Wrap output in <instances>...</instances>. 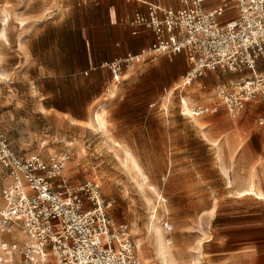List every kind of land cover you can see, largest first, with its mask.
Wrapping results in <instances>:
<instances>
[{
	"label": "rangeland",
	"instance_id": "obj_1",
	"mask_svg": "<svg viewBox=\"0 0 264 264\" xmlns=\"http://www.w3.org/2000/svg\"><path fill=\"white\" fill-rule=\"evenodd\" d=\"M38 5L29 4V0L25 4L0 0V29L5 28L6 36H0V72L4 73L0 82L9 76L16 80L2 70V64L9 63L8 50L14 47L12 37L26 32L22 24L41 19L47 22L65 10V0L42 1L41 12ZM2 10L9 16L3 26ZM183 57L185 76L191 66ZM134 63L157 66L160 58L130 64ZM207 74L188 80L171 96H167V91L175 84L162 89L152 109L164 118V123H152L149 132L144 133L151 138L122 139L115 136V125L110 119L121 76L118 82L110 79L96 104L82 114L86 123H73L63 121L60 113L55 116L45 110L50 103V84L44 81L42 96L34 88V78L25 72L21 90L14 91L20 98L0 109V132L18 156L37 155L47 161L67 154L69 159L61 173L68 185L75 188L87 181L99 184L100 196L110 203L107 212L116 224L128 225L135 254L142 264H161L151 233L152 223L159 225L176 264H264V199L236 194L254 174L257 187L264 192V145L245 133L264 130L258 125L264 106L247 104L237 117L231 118L217 92L209 93V71ZM64 85L71 87L72 83L65 81ZM144 88L148 93L153 89ZM89 94L75 93L81 100ZM181 96L190 99L189 107L209 104L211 111L196 119L182 116ZM199 99L205 101L196 103ZM101 108L106 109L107 131L88 124ZM82 111L79 109L80 114ZM123 147L131 150L147 177L144 190L137 187L118 161ZM4 175L0 166V209L5 203L3 185L8 181ZM0 223L5 228L0 240L21 245L24 236L20 227L14 226L8 232L1 218ZM138 243H142L147 263L140 256Z\"/></svg>",
	"mask_w": 264,
	"mask_h": 264
},
{
	"label": "built area",
	"instance_id": "obj_2",
	"mask_svg": "<svg viewBox=\"0 0 264 264\" xmlns=\"http://www.w3.org/2000/svg\"><path fill=\"white\" fill-rule=\"evenodd\" d=\"M180 2L178 9L156 0L145 2V14L137 12L126 20L151 29L154 40L137 54L104 62L111 79L118 82L123 67L132 62L184 54L191 66L189 81L214 70L250 71L217 90L231 118L249 102L264 104V74L255 73L264 58V0H218L212 9H207L206 0ZM229 11L235 15L221 21ZM190 110L188 114L181 107V115L200 116L211 107ZM259 124L264 125V118ZM68 159L67 154L47 161L37 155L18 156L0 132V166L8 178L0 218L8 232L19 226L24 236L21 245L0 240V264H142L128 225L116 224L107 212L110 203L100 196L99 184L68 185L61 173Z\"/></svg>",
	"mask_w": 264,
	"mask_h": 264
},
{
	"label": "crops",
	"instance_id": "obj_3",
	"mask_svg": "<svg viewBox=\"0 0 264 264\" xmlns=\"http://www.w3.org/2000/svg\"><path fill=\"white\" fill-rule=\"evenodd\" d=\"M17 1L25 4L28 0ZM42 1L48 0H29V4H39L41 12ZM152 1L154 0H65V10L58 12L57 18L47 22L41 19L34 23L22 24L21 27L25 26L26 32L19 37H12L14 47L8 50L9 63L2 64V70L16 77V80L13 81L9 76L4 78V82H0V109L10 101L20 98L19 93L15 94L14 91L21 90V77L25 72H29L34 78L35 90L40 91L42 96L44 81L50 84V103L46 107L42 103L46 111L55 116V113L62 114L63 121L86 123L87 119L82 114L96 104L111 79L110 71L102 64L123 58L127 54H137L153 42L151 29L126 23L134 13L145 14V2ZM156 1L173 9L181 7L180 0ZM205 3L207 9H212L218 0H206ZM234 15L233 11H229L221 21ZM183 55H175L173 59L160 55V63L157 66L147 67V63H134L123 68L110 116L117 138H151V135L144 133L149 132L152 123H164V118L152 107H155L154 101L163 88L167 89L183 78L186 70ZM214 71H209V93L217 92L218 88L228 86L250 74V71L242 74L218 70L220 72L213 77ZM255 73L264 74V58L257 62ZM2 74L4 75L3 71ZM207 75L206 72L205 77ZM65 81L72 83V86H65ZM144 86L153 88V91L146 92L148 89ZM79 91L90 94L81 100L75 95ZM204 101L205 99H199L196 103ZM247 104L264 106L262 102ZM79 109L83 110L81 114ZM262 118L264 116L258 118L259 126H264L259 124ZM245 133L248 137L253 135L252 137L260 139V143L264 145V130L255 134L252 131Z\"/></svg>",
	"mask_w": 264,
	"mask_h": 264
},
{
	"label": "bare ground",
	"instance_id": "obj_4",
	"mask_svg": "<svg viewBox=\"0 0 264 264\" xmlns=\"http://www.w3.org/2000/svg\"><path fill=\"white\" fill-rule=\"evenodd\" d=\"M2 14H3V17H2L3 24L6 25L9 16L7 15L6 10H2ZM0 36L6 39L4 27L0 29ZM1 76H4V75L1 73ZM188 80H189V77H186L185 75L179 83H176L173 87H171L167 91V96L168 95L171 96L175 89L185 86V83ZM167 96H166V99H167ZM190 102H191L190 99H188V97L186 96H181L180 101H179V103L181 104V107H183V110H185V112L187 111L188 114L192 113V111L190 110L192 107H189ZM105 114H106V109L101 108L99 111H97L94 114V116L92 117L91 121L88 122V124L97 130L107 131V120H106ZM193 119H196V118L193 117ZM116 144L119 145L118 143ZM117 158H118L120 165L129 173V175H131L137 187L140 190H144V188L148 186L147 177L142 172V169L140 165L138 164L136 158L134 157L133 153L131 152V150L123 147L121 149L120 155H117ZM255 177H257L256 174L252 175V178L249 184L246 187H243L236 191V194L238 195V197L254 196L256 199H264V192L259 187H257L255 183L256 181L254 180ZM263 181H264V178H263ZM228 183L231 184L232 180L229 179ZM151 233L153 234V237L157 243V250H158V255L160 257V263L161 264H176L171 250L164 243L163 234L161 232L159 225L152 223ZM137 245H138L137 246L138 251L140 252V256L142 257L144 262L147 263L144 257L143 251H142L143 250L142 243H138ZM193 264H197V262H193Z\"/></svg>",
	"mask_w": 264,
	"mask_h": 264
}]
</instances>
